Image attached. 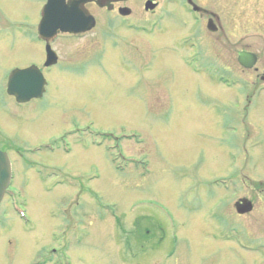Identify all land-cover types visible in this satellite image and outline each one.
<instances>
[{
	"label": "rangeland",
	"instance_id": "rangeland-1",
	"mask_svg": "<svg viewBox=\"0 0 264 264\" xmlns=\"http://www.w3.org/2000/svg\"><path fill=\"white\" fill-rule=\"evenodd\" d=\"M33 1L0 0V91L10 67L43 52L36 13L44 0ZM162 10L172 30L161 34L96 10L87 37L54 44L62 65L45 99L23 107L0 94V150L15 172L0 205V264L264 263V250L224 237L218 202L227 193L212 182L232 174L249 184L241 196L256 209L229 210L226 223L246 241L264 240V89L248 92L253 70L240 88L236 76L222 77L214 63H238L178 0ZM251 29L230 37L259 46L264 30ZM186 33H201L211 56L186 61Z\"/></svg>",
	"mask_w": 264,
	"mask_h": 264
},
{
	"label": "flooded vegetation",
	"instance_id": "flooded-vegetation-1",
	"mask_svg": "<svg viewBox=\"0 0 264 264\" xmlns=\"http://www.w3.org/2000/svg\"><path fill=\"white\" fill-rule=\"evenodd\" d=\"M37 1V0H36ZM33 1V2H36ZM48 0L42 1L40 6L37 9L36 17L38 18V23L36 24L37 29L38 25L41 21L42 10L46 5ZM70 0H65V4H67ZM176 0H76L72 10L77 14L78 23H84L89 21L91 16L95 19V27L98 24V19L95 15L96 10L107 12L112 19L116 18V22L118 21V25L129 24L128 27L133 28L132 30H138L140 28L143 31L144 24L149 23L151 19L158 20V25L156 28V32L158 33H167L171 32L172 29L170 27H165L164 24L169 20L167 16V12L162 10V8L169 3H172ZM179 5L182 8L183 12L189 17V19L198 27H201L203 30L206 28L208 31H204V36L213 37L215 45L219 46L223 52H225L228 57H230L235 63H238V67L228 68L224 64H215L216 66H220L223 69V78L231 79L232 76L237 77V81L233 82L240 88L246 86L245 79L243 73L246 71L249 72L253 70L257 73V81L251 82V90L248 88V92L257 93L261 88L264 89V39L260 38L262 43H259L257 46L256 41H246L245 37H240L238 40L232 41L233 39L230 37L232 34V30L236 31H245L250 30L251 26L258 24V29L261 31L264 30V0H178ZM184 5L185 8L182 6ZM3 8V7H2ZM161 9V10H160ZM3 10V9H2ZM231 11V12H230ZM231 13L230 22H232V27L227 26L225 20L226 15ZM136 13L149 14L153 15V17H137ZM256 13V15H255ZM254 16H258L257 19L254 20ZM254 17V18H253ZM27 22L19 21L13 23L14 26L25 25ZM234 23V25H233ZM31 24V23H30ZM136 24L139 26L133 27ZM6 24L0 26V29ZM32 25V24H31ZM81 26V25H79ZM94 27V28H95ZM94 28L92 30H94ZM257 28L251 29L256 30ZM91 31L87 33H83L81 35H71L67 33L58 32L57 36L51 42V47L53 48L54 44L61 39L64 38H82L87 37ZM201 33H189L185 34L184 37V47L188 52L186 53V58L191 59V57H199L207 59L208 56H211L207 52V48H205V42L203 38H201ZM258 38V39H259ZM36 39L38 40L40 46H44L43 52L41 47L39 49V54L37 55L36 61H30V59L23 60L21 63L15 64L10 67L7 71V81L5 86L0 91L6 94L12 103L16 106L28 107L31 105L33 100L42 101L45 99L46 94L52 87V81L49 78V75L53 72L57 71V68L62 65L61 58L59 57L58 51L54 49L56 55L54 56L55 61L47 65V52L46 47L48 43L45 40H42L38 37V33L36 30ZM24 44H27L25 41ZM17 46L15 44L10 45V47ZM33 51V50H30ZM29 51V52H30ZM240 59H254L255 63L252 67L244 66ZM210 64L212 62L208 61ZM34 68L38 70L42 77L45 80V87L43 96L40 98H33L26 103H19L15 96L7 94V82L9 73L13 69H27ZM59 72V69H58ZM54 74V73H53ZM245 83V84H244ZM233 85V84H232ZM230 84V86H232ZM252 95L247 97V104H251ZM0 108H6V103L0 101ZM4 150V149H2ZM10 155V153H9ZM11 161L12 156L10 155ZM13 163V162H12ZM221 181L218 183V191L227 193V197L220 199L219 203V214L218 216L221 219V230L223 231L225 228H228L231 232L236 230V227H240L237 223H226L229 220V210H232L236 213V215H247L252 213L256 209L255 202L253 198L241 196V191L245 192L249 187V184L245 186V181L239 182L236 180L235 175H220ZM246 180V179H245ZM262 188L264 190V182H261ZM263 193V192H259ZM222 195V194H221ZM236 196V197H235ZM264 230H260V234ZM236 233L244 234L243 230H237ZM257 235L259 237L261 235ZM248 241V240H247ZM251 246V250L262 249L264 250V240L249 241ZM253 264H264L259 262H254Z\"/></svg>",
	"mask_w": 264,
	"mask_h": 264
},
{
	"label": "water",
	"instance_id": "water-1",
	"mask_svg": "<svg viewBox=\"0 0 264 264\" xmlns=\"http://www.w3.org/2000/svg\"><path fill=\"white\" fill-rule=\"evenodd\" d=\"M58 14L59 13L57 11V0H49L43 10V19L39 24V35L41 38H44L45 40L49 41L53 36L56 35L58 29L63 32L70 33L84 32L91 29L95 22L93 18H90L89 21L83 24V26L85 27L74 28L73 25L77 23L75 15L66 12V14L62 15L64 17H62ZM47 53V64H50V59L55 53L51 50L49 45L47 46ZM15 76H22L26 80L25 82L21 83L22 86L29 85L33 87L29 92L21 91L16 93L18 99L21 98V100H28L32 97H39L42 95L45 81L38 70L29 69L24 71H14L10 77L8 88L9 92L11 80L13 79V77L15 78ZM10 174L11 168L9 159L6 153L0 151V200L2 199L3 193L6 187L8 186Z\"/></svg>",
	"mask_w": 264,
	"mask_h": 264
}]
</instances>
